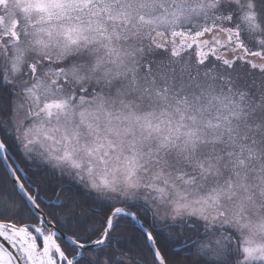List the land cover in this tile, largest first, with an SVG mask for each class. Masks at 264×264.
Wrapping results in <instances>:
<instances>
[{
	"label": "snow or ice",
	"instance_id": "snow-or-ice-1",
	"mask_svg": "<svg viewBox=\"0 0 264 264\" xmlns=\"http://www.w3.org/2000/svg\"><path fill=\"white\" fill-rule=\"evenodd\" d=\"M257 59L264 0H0V264H264Z\"/></svg>",
	"mask_w": 264,
	"mask_h": 264
},
{
	"label": "trees",
	"instance_id": "trees-1",
	"mask_svg": "<svg viewBox=\"0 0 264 264\" xmlns=\"http://www.w3.org/2000/svg\"><path fill=\"white\" fill-rule=\"evenodd\" d=\"M66 191L71 197H76L78 199V186L74 182H65ZM4 189H7V194L12 195L11 192V184L7 181H4L3 186ZM52 195H55L54 193ZM48 199V197H45ZM63 199V197H61ZM118 232L122 233L121 236V246L120 251L126 252L132 259H138L136 252L138 250V246L140 244V240L138 237V233L135 228L126 227L124 229H118ZM119 253H117L118 255Z\"/></svg>",
	"mask_w": 264,
	"mask_h": 264
},
{
	"label": "rangeland",
	"instance_id": "rangeland-1",
	"mask_svg": "<svg viewBox=\"0 0 264 264\" xmlns=\"http://www.w3.org/2000/svg\"><path fill=\"white\" fill-rule=\"evenodd\" d=\"M195 22H196V21H194V23H195ZM176 39H177V43L179 44V38H176ZM201 39H204V40H211V39H212V35H211V34H208V35L202 37ZM221 39H225V37H221ZM229 58H231V53H229ZM257 62L259 63V62H264V61H259V60L257 59Z\"/></svg>",
	"mask_w": 264,
	"mask_h": 264
}]
</instances>
